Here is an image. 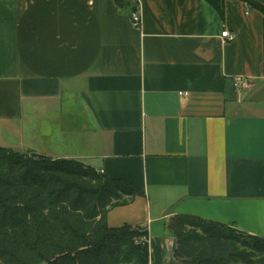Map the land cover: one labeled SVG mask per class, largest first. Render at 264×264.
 I'll return each mask as SVG.
<instances>
[{"label": "crops", "instance_id": "crops-1", "mask_svg": "<svg viewBox=\"0 0 264 264\" xmlns=\"http://www.w3.org/2000/svg\"><path fill=\"white\" fill-rule=\"evenodd\" d=\"M0 132L2 147L135 186L107 224L146 231L149 264H178L175 215L264 238V12L245 0H0Z\"/></svg>", "mask_w": 264, "mask_h": 264}, {"label": "trees", "instance_id": "trees-1", "mask_svg": "<svg viewBox=\"0 0 264 264\" xmlns=\"http://www.w3.org/2000/svg\"><path fill=\"white\" fill-rule=\"evenodd\" d=\"M245 1L264 12V0ZM140 194L76 159L0 146V264H149L146 231L107 224ZM168 227L178 264H264L262 237L191 215Z\"/></svg>", "mask_w": 264, "mask_h": 264}, {"label": "built area", "instance_id": "built-area-1", "mask_svg": "<svg viewBox=\"0 0 264 264\" xmlns=\"http://www.w3.org/2000/svg\"><path fill=\"white\" fill-rule=\"evenodd\" d=\"M130 18H131V23H132V25L134 27H138L140 25V16H139V13L138 12L132 11L130 13ZM221 37H225L228 40L233 39V35L230 34L227 29H225V30H223L221 32ZM234 86H235V88H237L239 90H241V89H247V88H250V82L245 77H235V79H234ZM142 240H143V237H142Z\"/></svg>", "mask_w": 264, "mask_h": 264}, {"label": "rangeland", "instance_id": "rangeland-1", "mask_svg": "<svg viewBox=\"0 0 264 264\" xmlns=\"http://www.w3.org/2000/svg\"><path fill=\"white\" fill-rule=\"evenodd\" d=\"M247 2V1H246ZM262 4H263V2L262 1H260ZM249 3V2H248ZM250 5H251V3H249ZM0 134H2V136H3V134L4 133H2V132H0ZM5 143L2 141V137H0V145H4ZM141 239H142V237H141ZM140 239V240H141ZM148 240V239H147ZM252 259H255L254 257L252 258L251 256L249 257V261H251ZM249 264H251V262H249Z\"/></svg>", "mask_w": 264, "mask_h": 264}]
</instances>
